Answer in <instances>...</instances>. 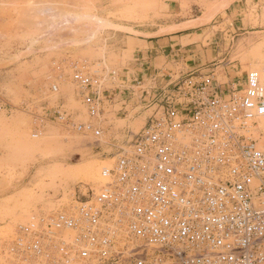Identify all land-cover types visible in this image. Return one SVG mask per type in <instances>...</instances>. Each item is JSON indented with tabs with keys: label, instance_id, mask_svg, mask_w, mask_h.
<instances>
[{
	"label": "built area",
	"instance_id": "obj_1",
	"mask_svg": "<svg viewBox=\"0 0 264 264\" xmlns=\"http://www.w3.org/2000/svg\"><path fill=\"white\" fill-rule=\"evenodd\" d=\"M119 77L73 67L85 114L58 104L53 119L89 137V146L109 145V162L100 180L78 181L66 199L18 225L6 256L39 264H264V141L254 128L264 116V67L223 89L211 77L188 76L146 87L143 125L102 141L103 106L116 91L105 83ZM58 90L53 80L47 94ZM30 114L37 130L46 118Z\"/></svg>",
	"mask_w": 264,
	"mask_h": 264
},
{
	"label": "rangeland",
	"instance_id": "obj_2",
	"mask_svg": "<svg viewBox=\"0 0 264 264\" xmlns=\"http://www.w3.org/2000/svg\"><path fill=\"white\" fill-rule=\"evenodd\" d=\"M38 1L50 4L54 9L49 11L57 13L51 15L55 12L47 11L48 14L42 16L40 11L33 14L30 10L32 14L20 15L21 18L18 12L34 0H0V98L9 103L8 107L0 103V264H39L35 261L19 262L6 256L5 247L14 237L18 225L48 209L54 200L66 199L78 181L95 183L100 180L101 167L109 162V145L103 144L100 149L89 146V137L67 131L53 119L58 104L69 113L79 111L85 114V109L74 96V66L105 69V73L114 70L121 78H116L113 83L108 79L105 86L115 88V93L126 89L128 85L123 76L131 75L129 69L137 53L124 35H137L131 27L135 25L134 28L144 30L161 28L158 33L175 30L190 33L183 36L181 43L187 48L196 46L201 60L206 61L202 67L207 69L193 79L211 77L221 89L233 83L241 84L249 71L264 67V37H258L254 42L253 38L247 37L251 34L238 28L241 20L231 16L228 10L234 0ZM247 10L250 24L257 25V5H249ZM66 14L72 17L71 22L61 23ZM183 19L189 20L176 26H161ZM50 20L56 25L54 33L47 30ZM64 24L75 30L62 27L66 32L61 29V34L60 26ZM225 56L229 63L220 61ZM214 62L217 64L210 65ZM184 63L190 66L192 60H184ZM182 64H177L176 68H183ZM165 67L171 68L172 65L165 62ZM179 75H167L165 81L180 78ZM53 80L58 83L59 90L47 94L48 85ZM151 86V82L145 80L134 86V94L126 92L124 95L122 91L112 102H105L102 126L107 131L102 141L122 129L136 131L143 125L147 112L140 99L141 90ZM119 94L124 97L117 102ZM46 97L49 102L44 111L42 106H45ZM23 104L28 108L24 109ZM30 112L47 119L38 123L37 130ZM17 119L25 121L27 132H23L24 127L14 125ZM255 127L264 141V130L258 120ZM21 132L27 133L24 134L25 141L34 140L36 147L30 142L24 147L28 142L19 136ZM47 139L50 144L43 141ZM93 175L95 178L89 180Z\"/></svg>",
	"mask_w": 264,
	"mask_h": 264
},
{
	"label": "crops",
	"instance_id": "obj_3",
	"mask_svg": "<svg viewBox=\"0 0 264 264\" xmlns=\"http://www.w3.org/2000/svg\"><path fill=\"white\" fill-rule=\"evenodd\" d=\"M252 4L257 5V10L255 12L258 16L257 25L253 23L250 24L247 14V9L249 5ZM228 10H230L231 16L237 18V20H241L239 21L241 26H238V28L244 30L243 33L251 34L247 35V37L253 38L254 42L258 40V37H264V0H234L228 7ZM188 20L189 19L170 21L161 24V26H176ZM131 27L133 32H135L137 35H124V37L126 38V41H130V43L134 46L137 56L134 58V61L131 63V67L129 69L131 71V75L126 76V79L124 80V83L128 86L125 87L126 89L119 90V92L123 91L124 95L126 92L128 94L133 93L134 86L137 85V78L141 79L140 83L148 80L151 82L152 86H160L165 82V79L168 78L167 75L180 74L179 76H181L183 79L192 73H196L197 71L199 73L192 77H199L200 74H203V71L207 70L205 67H202L206 61H204V59L201 60V55L197 53L199 51L197 47L193 46L187 48L181 43L183 36L187 34L191 35L190 33L186 31L179 32V30L158 33L161 28L144 30L134 28L135 25H132ZM213 51H215V47L213 48ZM187 52L191 53L188 54ZM175 56L177 58H175ZM225 58L226 56L220 61H224ZM187 59L192 60L190 66H188L187 63H184V60ZM226 61L229 63V59L225 60V62ZM165 62L170 63L172 67H165ZM158 63H161L162 65L159 66ZM180 63L185 67L187 66V69L184 66L181 69H177V64L179 65ZM216 64L217 62H214L210 65ZM207 66L209 65H206V67ZM187 70L190 72L184 74ZM130 71L126 72L129 73ZM119 92H116L115 95H117ZM123 97L124 96H122V94H119L117 102L120 100L122 101Z\"/></svg>",
	"mask_w": 264,
	"mask_h": 264
},
{
	"label": "bare ground",
	"instance_id": "obj_4",
	"mask_svg": "<svg viewBox=\"0 0 264 264\" xmlns=\"http://www.w3.org/2000/svg\"><path fill=\"white\" fill-rule=\"evenodd\" d=\"M36 1H38V0H34V2L31 3L29 6H26V5H25V6H24V7L18 12V13H19V17H21L22 15H23L22 17H24V16L26 17L25 14H27V13H31V12H32L33 14H34V12H37V14H38V11H40L41 13L39 12V14H42V16H43L44 13H45V14H48L47 11H49L50 9H54V8H52V6H51L50 4H46L44 1H40V2L38 1L37 3H39V4L35 3ZM49 1H50V0H49ZM55 1H56V0H55ZM66 1H67V0H65V2H66ZM58 2H59V1H58ZM68 2H69V0H68ZM48 3H49V2H48ZM60 4H61V3H60ZM60 4H59V5H60ZM67 4H68V3H67ZM57 5H58V4H57ZM65 6H66V5H65ZM58 8H61V6L58 7ZM67 8H69V7H67ZM73 9L76 10L77 8H73ZM30 10H32V11L29 12ZM57 10H58V9H57ZM42 12H43V13H42ZM46 12H47V13H46ZM49 12H51V11H49ZM53 12H55V13H54V14H51V13H53ZM58 12H59V11H58ZM60 12H61V11H60ZM23 13H24V14H23ZM32 13H31V14H32ZM51 13H50L51 15H55L57 12L54 10V11H52ZM63 13H64V12L62 11L61 14H63ZM69 13H70V12H69ZM69 13H68V14H69ZM35 14H36V13H35ZM45 14H44V15H45ZM20 15H21V16H20ZM57 15H58V14H57ZM31 16H32V15H31ZM39 16H40V15H39ZM63 16H64V15H63ZM70 16H71V15H70ZM22 17H21V18H22ZM44 17H45V16H44ZM65 17H66V18H65ZM74 17H75V16H74ZM38 18H39V17H38ZM41 18H42V17H41ZM53 18H54V17H53ZM56 18H57V17L55 16V19H56ZM64 18H65V19H64V20L62 19L63 22H61V23H64V22H66V23H67V22H71V20H72V17H69V15H67V14L64 16ZM25 19H27V18H25ZM43 19H46V17L43 18ZM43 19H42V20H43ZM50 19H51V18H50ZM36 22H38V21H36ZM43 22H44V21H43ZM46 22H47V21H46ZM38 23H39V22H38ZM58 23H59V21H58ZM61 23H60V24H61ZM66 23H65V24H66ZM65 24L62 25V26H60V27H61V28H60V32H61V29H63V28H64V29L66 28L67 30H68V29H69V30L74 29L73 26L69 28V26L67 25V27H66ZM54 26H56V25H55V24L52 25V24H51V20H50V24H49V26L47 27L48 33H49L50 31H51V32L53 31V33H54V29H55ZM64 26H65V27H64ZM62 27H63V28H62ZM75 28H77V27L75 26ZM64 29H63V30H64ZM128 29H129V28H128ZM0 30H1V29H0ZM74 30H75V29H74ZM58 31H59V29H58ZM64 31H65V30H64ZM0 32H1V31H0ZM65 32H66V31H65ZM62 33H63V32H61V34H62ZM56 34H57V33H56ZM59 34H60V33H59ZM58 36H60V35H58ZM58 36H57V37H58ZM88 38H89V37H88ZM85 39H86V38H85ZM257 120H258L259 123H260V127H262V129L264 130V116L259 117ZM15 124H16L19 128H23V127H24L25 129L23 130V132H27V131H26V127H25L26 124H25V121H24V120H22V119H17V120L14 122V125H15ZM256 125H257V123L254 125V128H255V129H256V127H255ZM21 133H22V132H21ZM21 133H20V134H21ZM20 134H19V136H20V137L23 136L22 139L25 141L26 139H25V137H24V134H27V133H24V134L22 133V135H20ZM258 134H260V133H258ZM25 136H26V135H25ZM26 137L29 138L28 135H27ZM48 137H49V136H48ZM52 138H53V137H52ZM22 139H20L21 142L23 141ZM49 139H50V138H49ZM53 139H54V138H53ZM53 139H50V140H53ZM55 139H57V138H55ZM55 139H54V140H55ZM32 141H34V140H32ZM32 141H31V139L25 141V142H28V143H26V144L24 145V147L27 146V144L29 145V142L32 144V143H33ZM43 141H46V143H47L48 139H47V140H43ZM35 142H36V141H35ZM37 142H39V141L37 140ZM37 142H36V143H37ZM48 142H49V141H48ZM54 142H55V141H54ZM56 142H57V141H56ZM56 142H55V143H56ZM33 144L35 145V146H33V147H36V144H35V143H33ZM49 144H50V142H49ZM103 166H104V165H103ZM99 170H100V168H99ZM99 173H100V172H99ZM99 173H98V174H99ZM94 178H95V175H93L92 178H89V180H93ZM46 205H47V204H46ZM34 211H35V210H34Z\"/></svg>",
	"mask_w": 264,
	"mask_h": 264
}]
</instances>
